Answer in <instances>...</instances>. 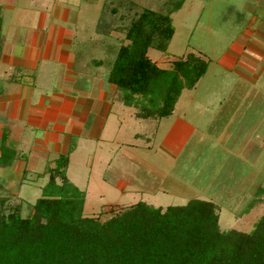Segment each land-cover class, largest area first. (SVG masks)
<instances>
[{
    "label": "rangeland",
    "instance_id": "374dc122",
    "mask_svg": "<svg viewBox=\"0 0 264 264\" xmlns=\"http://www.w3.org/2000/svg\"><path fill=\"white\" fill-rule=\"evenodd\" d=\"M257 2L200 0L193 4L192 0H0L2 42L4 35L6 41L27 44L29 32L26 26L35 24L37 13H45V17L50 16L49 24L46 19L47 30L59 26L74 31L75 43L89 36L98 40L112 30L110 33L118 46L127 43L123 30L139 8H148L158 13L169 12L173 28L165 51L154 48L147 51L155 65L168 67L173 60L184 59L188 52H194L199 59L208 61L205 74L192 89L182 90L172 112L195 127L192 140L176 157L156 151L166 130L164 126L159 127L156 140L144 141L146 125L150 122L135 120L132 110L123 106L121 93H114L111 112L116 113L121 121V132L116 138L136 147L130 149L128 146L129 159L128 156L125 159L112 140H101L99 145H94L88 138L77 140L66 176L83 192V216L103 221L138 202L140 191H144L147 196L141 195L142 200L149 203H143L160 209L168 205H184L195 197L210 201L220 231L234 229L249 232L253 228L264 211V80L252 83L234 73H227L217 66V58L237 38L242 28H247L244 18L238 25L229 22L235 14L233 12H241L248 20L249 13L256 12ZM259 4L263 6L264 0H260ZM89 46L86 48L89 49ZM108 52L104 49L98 55L95 53L94 58L103 62L113 59ZM244 53L261 58L249 50H244ZM49 67L50 64L39 62L38 87L46 88L48 81L42 73ZM7 70L0 60V78ZM51 78L52 72L50 86ZM41 79H45V85ZM149 126L151 128L152 124ZM136 133L138 136L133 138ZM53 156L51 152L47 157ZM44 160L41 158L34 163L32 172H28L20 185L7 178L0 180V197L4 199L1 210L4 214L16 205L21 216L30 214L31 204L44 192L42 185L46 177L36 178L33 175V171H41ZM123 173L134 181L120 192L114 184Z\"/></svg>",
    "mask_w": 264,
    "mask_h": 264
},
{
    "label": "trees",
    "instance_id": "16d2710c",
    "mask_svg": "<svg viewBox=\"0 0 264 264\" xmlns=\"http://www.w3.org/2000/svg\"><path fill=\"white\" fill-rule=\"evenodd\" d=\"M111 31L95 42L107 44L101 51L113 59L95 63L107 68V81L125 105L137 106V116H165L204 72L205 63L191 54L169 69L146 55L148 48L165 51L173 33L169 12L139 8L123 30L127 43L118 46ZM0 149L5 165L11 157ZM66 160L59 154L45 166L44 192L29 215L17 205L4 214L0 197V264H264V211L249 232L220 231L214 206L201 199L164 209L138 201L99 221L82 215L83 192L67 179Z\"/></svg>",
    "mask_w": 264,
    "mask_h": 264
},
{
    "label": "crops",
    "instance_id": "0c3cea01",
    "mask_svg": "<svg viewBox=\"0 0 264 264\" xmlns=\"http://www.w3.org/2000/svg\"><path fill=\"white\" fill-rule=\"evenodd\" d=\"M192 1L196 4L200 0ZM256 1L257 13H249L248 20L241 12H233L235 14L229 22L238 25L244 18L247 28H242L237 38L231 41L217 58L219 68L252 83L259 79L264 80V5L259 4L260 0ZM201 6L200 4V9ZM35 17V24L26 26L29 32L27 44L6 41L4 35L3 42L1 39L0 60L8 70L0 78V148H5L11 158L9 163L0 165V180L7 178L20 185L28 172H32L34 163L41 158H45L41 171H33V175L36 178L46 177L47 180L45 166H52L53 160L59 154H67L66 175L70 155L75 150L79 138L91 139L94 145L101 144V140H112L116 143L119 154L125 159L128 156L129 159L128 146L130 149L136 146L120 142V139L116 138L121 129V121L116 113L111 112L112 103L115 101L112 96L120 91L113 83L107 81V68L100 62L95 63L100 60L94 58L95 53L99 54L107 44L103 43L100 47L95 42L96 37L90 36L75 43L74 31L59 26L55 29L51 25V30H47L50 16L45 17V13H37ZM0 34L2 36L1 23ZM87 45H90L89 49L86 48ZM244 50H249L261 58H253L244 53ZM189 54L198 58L194 52H188L184 59ZM199 60L205 63L204 72L199 77L201 78L205 74L208 61ZM40 61L51 65L44 73L41 71L49 84L46 88L37 86ZM157 66L165 69L171 65ZM198 79L191 87H183L180 90L170 112L165 116H137V108H132L133 104L125 105L121 99L123 106L132 110L131 115L135 120L150 122L146 125L144 141L156 140L159 127L164 126L166 130L160 137L157 152L163 151L176 157L192 140L195 127L172 112L182 90L192 89ZM41 82L45 85V79H41ZM110 121L115 128L111 127ZM137 136L136 133L132 137ZM69 147H72V150L68 152ZM51 152L54 156L48 158ZM133 181L131 176L123 173L114 187L122 192L121 190ZM140 193L139 201L148 204L149 202L143 201L141 197L144 191Z\"/></svg>",
    "mask_w": 264,
    "mask_h": 264
}]
</instances>
